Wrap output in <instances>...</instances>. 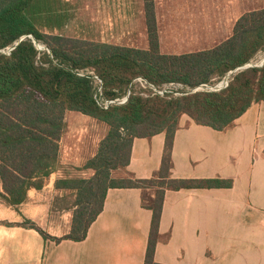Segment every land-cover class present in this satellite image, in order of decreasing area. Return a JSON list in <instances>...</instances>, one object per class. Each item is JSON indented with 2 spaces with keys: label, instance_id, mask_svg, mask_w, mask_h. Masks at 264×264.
<instances>
[{
  "label": "trees",
  "instance_id": "1",
  "mask_svg": "<svg viewBox=\"0 0 264 264\" xmlns=\"http://www.w3.org/2000/svg\"><path fill=\"white\" fill-rule=\"evenodd\" d=\"M147 48L102 42L68 33L71 11L62 0H0V49L19 42L10 55L0 54V199L18 208L31 191L49 187L61 173V145L68 131V112L87 115L107 127L97 153L81 167L90 178L63 174L58 190L75 198L70 231L54 237L35 223L16 224L35 229L45 241L83 242L104 210L110 189H140L141 204L152 212L145 264H159L160 232L168 191L230 189L234 180L175 178L173 148L181 121L226 132L255 104L264 102V66L236 73L220 92L198 91L184 96H144L149 91L134 83L144 78L156 87L171 83L196 88L212 83L264 52V6L245 12L232 34L220 44L182 54H165L155 0H144ZM29 36L46 47L39 51ZM24 38L23 40H21ZM92 70L104 84L106 98L132 94L125 105L102 109L94 99L95 82L77 74ZM165 134L161 166L152 177L129 171L134 141ZM8 226L13 223L5 222Z\"/></svg>",
  "mask_w": 264,
  "mask_h": 264
},
{
  "label": "crops",
  "instance_id": "2",
  "mask_svg": "<svg viewBox=\"0 0 264 264\" xmlns=\"http://www.w3.org/2000/svg\"><path fill=\"white\" fill-rule=\"evenodd\" d=\"M141 1L145 18L144 0ZM155 4L160 29L156 0ZM86 116L67 114L68 133L76 120ZM164 146L165 134L151 140L136 139L129 171L138 178L152 177L161 166ZM61 156L63 164L74 167L84 164L65 160L63 140ZM173 161L175 178L220 177L234 180V186L168 191L160 232L163 236L170 234V238L158 244L156 262L264 264V102L253 105L238 119L236 126L226 132L197 125L184 116L175 136ZM93 175V171H85L86 178ZM58 177L54 175L52 185L45 190L31 191L28 200L18 208L0 199V209L31 212L28 220L36 225L51 218L60 222L65 216L68 233L76 209L75 198L69 191L56 189ZM151 219L152 212L142 207L140 189H110L104 210L85 241L66 240L57 244L41 236L42 264H145ZM24 221V218L0 220V227L8 222L15 224H5L8 229L32 230L39 234L35 229L16 225Z\"/></svg>",
  "mask_w": 264,
  "mask_h": 264
},
{
  "label": "rangeland",
  "instance_id": "3",
  "mask_svg": "<svg viewBox=\"0 0 264 264\" xmlns=\"http://www.w3.org/2000/svg\"><path fill=\"white\" fill-rule=\"evenodd\" d=\"M62 1L68 4L71 11L67 29L69 34L112 44L147 48V30L141 0ZM156 1L161 50L165 54L212 48L231 36L234 24L241 15L264 6V0ZM263 57L264 52L257 56L255 63H259ZM68 114L76 116L79 113ZM70 127L69 133L67 131L63 138V157L66 161L85 163L97 153L107 127L89 116L76 120L74 126ZM65 166L67 167L58 174L59 177L63 174L85 177V171H75L68 164ZM31 216L32 213L28 211L18 213L0 209V220L3 221L23 218L28 220ZM66 220L65 216L60 222L55 218L48 222L44 219L38 225L50 235L67 234ZM4 225L0 227V264H42L44 255L41 254V235L32 230L8 229Z\"/></svg>",
  "mask_w": 264,
  "mask_h": 264
},
{
  "label": "built area",
  "instance_id": "4",
  "mask_svg": "<svg viewBox=\"0 0 264 264\" xmlns=\"http://www.w3.org/2000/svg\"><path fill=\"white\" fill-rule=\"evenodd\" d=\"M29 37L33 39L39 51L46 50V47L36 42L33 36H29ZM23 39L24 38H22L21 40ZM18 43L19 42H16L13 45L0 49V54L10 55L12 51L16 48ZM255 59L249 62L248 64L242 67H239L234 71L229 72L226 76H224L223 78L219 80H214L212 83L201 84L200 86L193 88V89L186 88L182 84H178V83H171L168 85H164L163 87H156L155 85L148 83L147 80L141 77L135 79L134 83L139 84L143 89L149 91L147 93H143L144 96L150 95V92L152 95H159V96L173 95L175 97L188 95V94L195 93L198 91L220 92V91L227 89L230 86V83L232 82L233 77L236 73L249 69V68H261L264 66V57L259 63H255ZM77 74L81 77L90 78L95 82L96 91L94 94V99L96 100L97 104L104 110H108L113 106L125 105L128 102L132 94L131 89H129L127 94L122 97L111 98V99L106 98L104 95L103 80L94 71L78 70Z\"/></svg>",
  "mask_w": 264,
  "mask_h": 264
}]
</instances>
